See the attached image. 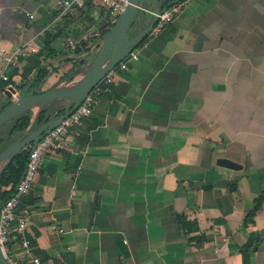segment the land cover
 <instances>
[{
    "label": "crops",
    "instance_id": "obj_1",
    "mask_svg": "<svg viewBox=\"0 0 264 264\" xmlns=\"http://www.w3.org/2000/svg\"><path fill=\"white\" fill-rule=\"evenodd\" d=\"M60 1L0 0V46L20 52L9 84L29 85L47 41L41 91L72 86L95 58L111 23L100 1L66 10ZM140 6L131 36L153 18L152 0ZM173 6V20L112 70L91 115L42 159L24 202L25 233L44 264H242L251 233L261 241L248 264H264V195L244 224L264 191V0ZM66 37L88 49L75 53Z\"/></svg>",
    "mask_w": 264,
    "mask_h": 264
},
{
    "label": "water",
    "instance_id": "obj_2",
    "mask_svg": "<svg viewBox=\"0 0 264 264\" xmlns=\"http://www.w3.org/2000/svg\"><path fill=\"white\" fill-rule=\"evenodd\" d=\"M157 2L158 0H152V4L154 5V11L152 12L154 14L161 12L159 5L157 7ZM140 3L141 0L128 1L125 9L117 17L116 21L113 22V25L106 34H104L102 45L95 58L85 68L83 76L72 86L63 88L59 87V83H57L53 87L36 94L19 93L16 99H11L10 93L6 92L10 103L0 110V128L34 107H39V113L42 109L49 107L56 101H61L63 104L51 116L34 126L37 113L36 117L31 119L29 126L24 132L0 148V178L6 166L17 154L31 144H36L44 135L48 134L64 118L71 114L98 83L103 80L106 74L128 56L129 52L134 48L135 43L149 34L157 20L156 15H152L153 18L144 29L137 31L132 36L130 34L137 20L138 10L141 9ZM60 112L62 113L59 114ZM216 164L233 170L243 168L242 164L226 157L217 158ZM95 201L96 195L92 201L90 220H92L94 213ZM0 264H8L1 247Z\"/></svg>",
    "mask_w": 264,
    "mask_h": 264
},
{
    "label": "built area",
    "instance_id": "obj_3",
    "mask_svg": "<svg viewBox=\"0 0 264 264\" xmlns=\"http://www.w3.org/2000/svg\"><path fill=\"white\" fill-rule=\"evenodd\" d=\"M102 6L103 14L112 23L125 9L129 0H99ZM84 0H62L59 2L64 10L73 7H82ZM177 8L172 6L161 11L157 16L149 34L158 33L166 24L174 18ZM32 18L33 16L30 15ZM148 34V35H149ZM67 45L74 50L77 47L76 42L71 37H66ZM19 51H8L5 47L0 46V57L5 68L0 72V79L7 81L8 77L5 74L6 67L15 66ZM131 58L137 56L130 53ZM106 83L112 80V71L106 74L103 78ZM102 80V81H103ZM4 91L10 93L11 99H16L17 89L14 85L7 84ZM98 92L96 89L92 91L84 101L66 118H64L56 127L48 134L44 135L36 144H31L29 153L26 159L25 167L19 181L13 186L10 196L0 205V247L8 264H44L41 260L32 253L30 240L26 236V227L30 220V210L25 204L24 199L30 193L35 181V177L41 166V161L49 150H60L74 132L77 125L84 117L91 115L94 107L98 104L93 93ZM16 243L19 247L23 258H18L14 253L12 245Z\"/></svg>",
    "mask_w": 264,
    "mask_h": 264
},
{
    "label": "trees",
    "instance_id": "obj_4",
    "mask_svg": "<svg viewBox=\"0 0 264 264\" xmlns=\"http://www.w3.org/2000/svg\"><path fill=\"white\" fill-rule=\"evenodd\" d=\"M160 3V10L163 11L165 9H168L170 7H172L173 5H175L177 2V0H158ZM113 25V23H109L108 27L104 30V34H106V32L111 28V26ZM102 35V36H103ZM148 37V35L146 37H144L143 39H141L139 42L135 43L134 47H137L138 45L142 44L143 41ZM82 48L76 47L74 49L75 53H79L81 50H87V47H84V44H81ZM52 52V48L49 45V42H45V47L36 55L33 56V64L30 65L29 67V71L32 67H36L37 68V72L36 75L31 79L29 83V85L27 86L26 83H22V84H18L16 85V89L18 91H20L23 94H36L41 92L40 90V86L42 85V83L44 82L45 78L48 75V71L45 69L44 66L41 65V57L45 54V53H51ZM82 63V61H81ZM10 78L7 81H2L3 85L4 84H8L10 83ZM109 84L110 83H106L104 80L100 81L98 83V85L92 90L95 91L96 89H100V90H104V89H109ZM2 84L0 85V89L3 88L4 86ZM3 86V87H2ZM27 87L26 89H23L24 87ZM2 89V90H3ZM102 91L99 92V94H101ZM10 103V100L8 99L6 101V103L0 107V110L3 109L5 106H7ZM60 101H56L54 103H52V105L56 106L57 104H59ZM52 106L50 105L49 107H46L44 109H42L35 120V125H38L39 123H41L43 120H45L46 118H48L49 116L52 115ZM62 112H60L59 114H61ZM31 118H32V111L31 110H27L26 112H24L23 114H21L20 116H18L16 119H13L11 121H9L5 126H6V130L4 132V134L0 135V148H2L5 143H7L8 141H11L12 139H14L15 137H17L20 133L24 132L27 127L29 126L30 122H31ZM29 148L27 147L24 150H22L19 154H17L13 160L6 166V169L4 170V172L1 175L0 178V205L10 196L12 189L9 190H2L3 187H6L8 185H12L13 186L19 181L24 167H25V163H26V159L29 153ZM235 184V183H234ZM234 184H231L230 189H235L236 187L234 186ZM263 195H264V191L261 192V194L255 198L253 200V206L251 208V210L246 214L245 219H244V224L248 225L254 222V218L256 215V212L259 210L261 203L263 201ZM198 241H202L205 240V237H196L195 238ZM260 239L258 236H256L254 233H251L248 237V241L246 243V248L248 249V253H243V259H242V264H248V257L251 254V252H253L257 247H259L260 245ZM251 247V249H250Z\"/></svg>",
    "mask_w": 264,
    "mask_h": 264
},
{
    "label": "rangeland",
    "instance_id": "obj_5",
    "mask_svg": "<svg viewBox=\"0 0 264 264\" xmlns=\"http://www.w3.org/2000/svg\"><path fill=\"white\" fill-rule=\"evenodd\" d=\"M5 125H6V124H5ZM5 125H3V126L0 128V135H1V134H4L5 130H3V128H4ZM8 142H9V141H8ZM8 142H7V143H8ZM5 144H6V143H5Z\"/></svg>",
    "mask_w": 264,
    "mask_h": 264
},
{
    "label": "flooded vegetation",
    "instance_id": "obj_6",
    "mask_svg": "<svg viewBox=\"0 0 264 264\" xmlns=\"http://www.w3.org/2000/svg\"><path fill=\"white\" fill-rule=\"evenodd\" d=\"M34 126H36V125H34Z\"/></svg>",
    "mask_w": 264,
    "mask_h": 264
}]
</instances>
